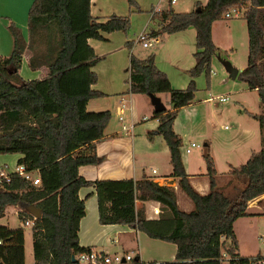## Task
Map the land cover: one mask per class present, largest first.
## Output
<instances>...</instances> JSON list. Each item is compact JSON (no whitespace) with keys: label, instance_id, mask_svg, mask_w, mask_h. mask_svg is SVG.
I'll return each mask as SVG.
<instances>
[{"label":"trees","instance_id":"obj_1","mask_svg":"<svg viewBox=\"0 0 264 264\" xmlns=\"http://www.w3.org/2000/svg\"><path fill=\"white\" fill-rule=\"evenodd\" d=\"M231 7H245L248 34L247 65L238 78L257 90L264 108V0H207L187 12L169 8L161 13L160 28L148 33L149 37L195 29V64L188 71L191 78L184 88L171 86L167 74L156 64L155 54L146 58L130 54L129 92L169 95L170 108L154 112L158 126L147 135L165 139L171 177L178 178V187L193 203L187 212L178 207L175 190L169 185L149 178L88 180L79 173L81 166L103 161L97 143L112 117L109 110L87 108L91 99L106 96L93 89L98 82L94 68L101 57L89 39L106 40L105 33L127 31L129 17L113 14L101 21L92 15L91 0H34L29 10V42L16 23L9 24L13 51L7 57L0 56V154H21L18 164L28 171H39L42 184L35 186L16 173L11 174L10 181L3 180L0 218L12 205L20 206L19 217L24 221L33 216L23 205L35 204L42 210V217L35 219L33 226L35 264H78L73 256L91 250L79 242L80 222L86 215L79 191L92 185L97 192L100 224L128 225L175 245L174 260L161 264H221L223 251L232 257L229 264L235 263L233 257L240 255L233 223L246 215L249 201L264 196V112L245 110L259 123L263 147L252 152L245 163L229 166L227 174L243 185L235 199L218 187L216 169L207 151L203 158L209 191L200 194L191 185L181 159L182 139L173 129L179 109L195 97L194 77L202 72L209 74L217 51L212 23ZM127 45L132 48L130 42ZM28 48L32 51L30 67L46 68L45 77L27 80L20 74ZM137 199L160 202V216L148 219L143 210L136 209ZM0 240V264H25L22 228L0 224ZM245 260L241 257L239 262Z\"/></svg>","mask_w":264,"mask_h":264},{"label":"rangeland","instance_id":"obj_2","mask_svg":"<svg viewBox=\"0 0 264 264\" xmlns=\"http://www.w3.org/2000/svg\"><path fill=\"white\" fill-rule=\"evenodd\" d=\"M199 2L205 5L207 0H178L172 5L168 0H134L133 4L129 0H101L94 10L95 17L104 21L113 14L128 16L130 25L127 31L105 33L106 40L96 39L102 44L98 54L101 60L96 65L97 84L108 87L110 83L111 87L119 88L121 91L126 90L130 77L129 62L132 50L133 54L140 58L155 54L158 68L167 74L172 86L185 84L184 87H186L191 78L188 71L195 64L193 57L196 50L195 29L189 27L172 34L165 33L159 36L160 42L151 47H144L141 42H138V37L145 31L149 33L159 29V19L156 15L160 16L162 11L171 8L175 12H187L185 10H194ZM158 9L160 11H157ZM244 10L245 7L242 8L241 15L228 18L222 16L212 23V41L217 48L210 64V71H213L214 74L210 71L209 74L202 72L194 77L196 91L193 104H200L206 97L213 96V101L209 104L204 103V105L207 106L210 114L221 115V118L217 121L214 120L210 127L211 145H213V153L217 160L216 167H214L219 182L218 186L222 184L224 189L221 188V190L232 199L238 197L243 185L232 180L231 176L227 172L225 173L229 168V164L225 162L226 148L232 146V155L228 154V160L233 166H239L247 161L252 152L259 151L263 147V133L259 123L245 112V110L255 114L264 112L258 92L253 88H248L238 76L235 79H230L222 63V60H227L239 70H243L247 65L248 34L243 18ZM127 42L131 43V49ZM114 48L117 50L108 53L110 49ZM113 71L117 73L112 75ZM220 95L227 96L228 100L220 102L216 99ZM161 98L168 109L170 107L168 95H161ZM182 111L179 109L178 113ZM249 131L252 133H248ZM190 138H193L194 142L198 144V147L191 149V154L198 152L202 153L203 157V154L208 152L203 144L204 137L191 135ZM10 159L14 160L13 153L0 154L1 170L11 172L16 167ZM6 165L9 168H6ZM191 170L195 172L205 170L206 173L205 160L199 161L197 158H193ZM229 180L232 182L231 184H229ZM255 203L254 207L246 209V215L239 217L233 223V230L239 243V253L243 256H250L263 250L260 237L264 233V197H260ZM19 213L20 206L17 205L16 208L13 205L8 209L7 214L5 213V217L0 220V224L24 230L25 262L34 264L33 226L25 225V221L19 217ZM123 229L128 233L116 234L118 243L113 242L115 234L109 239L110 246L113 247L112 252L117 251L123 254L133 252L136 255L140 253L142 261L155 258H162L166 261L174 260L176 247L173 243L151 238L145 232L131 230L128 226ZM221 264L229 263L222 259Z\"/></svg>","mask_w":264,"mask_h":264},{"label":"crops","instance_id":"obj_3","mask_svg":"<svg viewBox=\"0 0 264 264\" xmlns=\"http://www.w3.org/2000/svg\"><path fill=\"white\" fill-rule=\"evenodd\" d=\"M100 1L101 0H91V12L93 16L95 15L94 10L95 8H97V4ZM33 2L34 0H0V56L7 57L13 51L14 42L12 34L9 30V24L11 22L16 23L21 28L26 40L29 42L31 37L29 25L30 16L29 18L27 17L29 15V10ZM156 16H158L160 28L161 14L160 16ZM89 44L94 48L97 54L100 53L99 49H101L102 44L98 40L89 39ZM116 50V48L110 49L108 53L114 52ZM131 53H133L132 50ZM31 54L32 51L28 48L23 56L20 74L27 80L45 77L47 75L46 68L43 67L32 69L30 67L29 61ZM94 70L97 71V66L94 68ZM116 73V71H113L112 75H115ZM184 86L185 84H180L178 86L172 87L183 88ZM104 87L100 84L98 85L97 83L93 85V89L102 91L106 94V96L91 99L88 102L87 106L88 110L90 111L109 110L112 113L111 120L105 129L104 137L97 143L98 155L102 156L104 159L100 164L97 165L81 166L79 168L80 175L88 180H118L130 178L140 180L142 178H149L161 185H168V182H171L177 185L175 193L178 207L183 211H190L193 208L191 199L178 187V178L171 177L172 166L170 163L169 152L165 139L161 135H157L154 137V139H150L147 135L148 132L156 130L158 126V119L153 118L155 110L149 95L130 93L129 81L128 88L123 91H121L119 88L111 87L110 83L108 87ZM164 94L167 93L157 95L161 98V95L163 96ZM212 97L213 96H208L202 102H200V104L196 105L193 104V100L188 106L182 107L181 109L183 111L178 113L173 122V129L175 133H177L181 137L183 144L189 141L194 142V139L190 138L191 135L203 136L204 147L207 148V151L209 152V155L213 160L214 166L216 167L217 160L213 153V145H211L212 138L210 134V127L211 125H213L214 120L217 121V119L221 118V115L215 113H213V115L210 114V112H208L207 106L204 105V103H211L213 99L210 98ZM121 103H125L127 108L124 115V122L120 121L117 114V107L121 105ZM124 124H133L134 127L130 130H124ZM248 133H252V131H249ZM231 149L232 146H229L225 150V162L229 164V166H233L228 160V154L232 155ZM13 156L14 160H10L11 162L15 163L16 166L18 164V160L22 155L19 153H13ZM193 158H197L199 161L204 160L202 157V153L199 154L198 152H195L192 155L191 152L185 153L184 149L181 147V159L185 171L189 176V182L200 194H206L209 191L208 177L205 173V170H199V172L191 170V162ZM5 167L9 168L7 165ZM14 170L15 168L12 171ZM228 170L229 168L227 169V171ZM227 171H225V173ZM32 174L35 177L40 175L39 171L37 170L33 171ZM216 181L218 185L219 182L217 177ZM218 187L223 188L224 186L220 184ZM79 196L85 201L86 206V215L81 219L80 222V245L114 253L112 252L113 247L110 246L109 239L113 234H115V239H113V242L118 243V233H128L127 230L123 229L128 225L100 224L98 198L94 185L81 188V190L79 191ZM260 197H262V195L255 198V200H258ZM14 206L17 208V205ZM10 207H13V205L6 208V214ZM155 207L162 209V205L158 201H142L139 199L136 200V209L143 210L148 219H156L160 216L156 215L153 212ZM247 208L250 209L252 207ZM5 215L3 217H5ZM3 217H1L0 220L3 219ZM131 230H134V228H131ZM136 231L139 230L136 229ZM138 255L140 256V253H138ZM240 256L249 257V255ZM165 261L166 260L162 258H155L149 261L144 260V262L148 263Z\"/></svg>","mask_w":264,"mask_h":264},{"label":"built area","instance_id":"obj_4","mask_svg":"<svg viewBox=\"0 0 264 264\" xmlns=\"http://www.w3.org/2000/svg\"><path fill=\"white\" fill-rule=\"evenodd\" d=\"M178 0H168L169 4H175ZM157 11H160V9H158ZM156 11V12H157ZM163 12V11H162ZM242 14V8L239 7H231L230 9L226 10L222 16L225 18L228 17H232V16H238ZM138 42H141L142 45L144 47H151L153 44H157L160 42V38L159 36H153V37H149L148 33L143 32L139 35L138 37ZM214 74L213 71H210ZM214 97L210 98L213 99ZM216 99H218L220 102H225L228 100L227 96H218L216 97ZM127 108L125 103H121V105H119L117 107V114L118 117L120 119V121L124 122L125 121V112H126ZM134 127V125H127L124 124L123 125V129L124 130H130ZM185 153H190L191 149L194 147H198V144H196L195 142H186L185 144L182 143L181 146ZM12 173H16L21 177H24L25 179L31 181L33 183V185L35 186H40L42 184L41 181V177L40 175L35 177L31 171H28L25 167V165H21V164H17L15 167L14 171L11 172H6L5 170H1L0 169V183L3 180H7L10 181L11 179V174ZM169 186L173 187V189L175 190L177 188V185L173 184V183H169ZM257 200L253 199L251 201L248 202V207H254L256 205ZM258 207V206H256ZM153 212L156 215H160V213L162 212L160 208L155 207ZM34 220L35 218H29L25 221V225H29V226H34ZM261 243H262V247L263 250L257 252L256 254L246 257V260L243 262H239V259L242 256H237V257H233V259L235 260L234 264H264V233L261 234L260 237ZM2 243V241L0 240V244ZM76 261L78 262V264H134L136 261H140V262H144L141 260V257L137 254L132 253H119V252H114V253H110V252H106L104 250H99L96 248H91V250L89 251H84L79 253L78 255L75 256ZM222 259L226 260L228 263L229 261L232 259V257L230 255H228L227 253L223 252L222 253ZM152 264H161V262H154Z\"/></svg>","mask_w":264,"mask_h":264},{"label":"water","instance_id":"obj_5","mask_svg":"<svg viewBox=\"0 0 264 264\" xmlns=\"http://www.w3.org/2000/svg\"><path fill=\"white\" fill-rule=\"evenodd\" d=\"M199 10V9H196ZM222 63L226 69V71L228 72V75L230 77V79H235L238 74L240 73L241 70L237 69L236 67H234L229 61L227 60H222ZM149 97L151 99V102L154 106V110L155 112H164L167 110L166 105L164 104V102L162 101V99L154 94V93H150ZM24 209L30 213L35 219L41 218L42 217V210L36 206L35 204H26L23 205ZM73 261H76V258L73 256Z\"/></svg>","mask_w":264,"mask_h":264}]
</instances>
